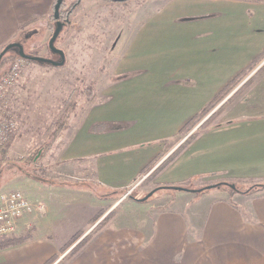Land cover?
Here are the masks:
<instances>
[{
    "label": "crops",
    "instance_id": "1",
    "mask_svg": "<svg viewBox=\"0 0 264 264\" xmlns=\"http://www.w3.org/2000/svg\"><path fill=\"white\" fill-rule=\"evenodd\" d=\"M56 2L0 0V52L26 27L48 22ZM139 11L132 29L122 22L116 32L117 77L94 96L57 161L63 177L79 180L73 188L80 196L72 198L94 206L88 228L60 234L47 207V216L32 220L25 242L0 251V264H46L56 257L53 264H264V192L233 194L224 186L204 194L180 191L167 199L168 208L131 199L62 260L74 234L93 230L90 221L109 194L156 170L194 117L243 71L264 63V1L160 0ZM262 74L226 108L222 124L202 131L156 174L155 184L264 180ZM97 124L121 128L94 131ZM91 186L104 192L99 206Z\"/></svg>",
    "mask_w": 264,
    "mask_h": 264
},
{
    "label": "rangeland",
    "instance_id": "2",
    "mask_svg": "<svg viewBox=\"0 0 264 264\" xmlns=\"http://www.w3.org/2000/svg\"><path fill=\"white\" fill-rule=\"evenodd\" d=\"M154 1L160 0H127L116 3L104 0H80L72 12L70 22L56 42V47L63 49L67 55L66 66L55 68L39 62L25 61L20 79L10 92V107L17 117L18 124L9 142L0 150V190H20L32 199L43 201L48 209L53 210L52 224H59L58 231L62 235L73 230L88 228L87 217L94 207L93 204L82 205L83 198H72L74 195L80 196L77 192L78 188H73V183L79 180L72 174H68L67 177L62 176L63 172L57 161L63 144L72 136L71 132L85 116L94 96L100 94L109 81L117 77L114 67L118 64L121 44L118 42L115 44V35L121 23L129 25L132 29L135 14L143 8H151ZM76 2L77 0H65L67 5ZM51 16L48 22H37L26 27L13 42L22 43L29 55L56 59V56L52 57L48 47L55 29ZM120 16L125 17L124 21L130 20L129 23L120 21L118 19ZM15 55L18 54L12 50L5 59H12ZM18 59L7 61L0 69V77ZM263 65L264 63L248 71L245 78L230 93V97L238 90L239 95L248 91L251 85L247 88L243 85L248 79L253 77L254 80L264 73H258ZM221 104L211 112L216 111ZM225 111L226 109L210 121L206 129L222 124ZM208 117L200 120L188 133L173 139L170 142L173 149L169 147L166 153L171 150L176 151L193 132L200 130V126ZM154 167L151 173L148 171L147 175H143L130 189L109 194L108 198L111 201H104L105 203L100 204L101 207L111 211L113 206L116 211L119 209L125 211L133 199L131 197L142 199L157 187L165 186L154 183L156 176L152 174ZM220 182L245 191L261 181ZM213 183L193 180L184 185L192 189H200ZM133 187L134 189L129 193ZM90 189L96 195L91 201L95 199L94 201L98 203L104 192L94 186ZM180 193L176 190L161 189L143 202L168 208L172 203H167V199ZM74 199L78 202L72 203ZM62 207L64 213L61 212ZM57 208L60 211H57ZM48 213L37 218L34 224ZM31 231L32 229L19 235H27ZM68 252H62L61 255H66ZM65 255L62 257L63 261Z\"/></svg>",
    "mask_w": 264,
    "mask_h": 264
},
{
    "label": "trees",
    "instance_id": "3",
    "mask_svg": "<svg viewBox=\"0 0 264 264\" xmlns=\"http://www.w3.org/2000/svg\"><path fill=\"white\" fill-rule=\"evenodd\" d=\"M111 1V0H108ZM256 1H264V0H256ZM80 3V0H77V2L75 4L72 5H67L65 3V0L60 8V19L64 20L66 19L67 22H70V17L72 15V12L74 10V8ZM53 19L54 24H56V19L54 17V13L51 16ZM5 47V46H4ZM3 47V48H4ZM2 48V49H3ZM2 51V50H1ZM12 51V50H11ZM9 51V52H11ZM8 54V53H7ZM7 54L3 57L1 63H0V69L2 68V66L7 63V61L9 60H15L20 58L18 55H15L14 58L12 59H5V57L7 56ZM259 62V61H258ZM258 62H256V65L253 64L248 70L243 71L240 75H238L228 86H226V88L221 91L213 100L212 102L209 103V105L203 109L196 117H194L180 132V135L182 134H186L188 133L191 128L196 125L200 120L204 119L205 117L209 116L204 122L203 124L200 126V130H197L196 132H193L186 141L183 142V145H181L176 151L172 152L160 165L159 167L152 173L153 175L157 174L160 170H162L164 167H166L172 160L175 159V157L191 142L193 141L202 131L206 130V127L208 125V123L210 121H212L216 116H218L219 114H221L227 107H229V105L232 104V102L238 97V91H236L231 97H230V93L234 90V88L239 85V83L243 80V78H245V75L247 74L248 71L253 70ZM264 72V65L258 70V73ZM253 78V77H252ZM250 78L248 79L245 84L243 85L245 88H247L249 85H252L254 80ZM253 80V81H252ZM248 84V85H247ZM243 88V87H242ZM244 88V89H245ZM229 98V99H228ZM226 100V101H225ZM224 101V102H223ZM222 103V104H221ZM221 106L214 111L213 113L211 112L217 105ZM212 113V114H211ZM211 114V115H210ZM62 127V126H60ZM121 127L119 125H113V126H106L104 124H97L94 126L93 130L94 131H105V130H118ZM208 129V128H207ZM172 146V144L170 143V145L168 144L167 149H170ZM170 147V148H169ZM3 149L2 146H0V150ZM227 187L229 189V191L231 193H241V194H245V195H254V194H258V193H262L264 192V180H262L261 182L255 184L254 186H251L249 189L245 190V191H241L238 190L237 187L232 188L230 184H226V183H220L217 185V187ZM180 187L185 188L187 191H192V192H196L198 194H204L205 192L209 191L210 189H206V187L204 188H200V189H192L189 187H186L185 185H180ZM161 189H170V190H174L172 185H166V186H162V187H157L156 189H154L155 191L161 190ZM133 199H135L136 197H131ZM116 215V209H112L111 211H109V209H101L99 210L94 217L91 219L90 224L91 225H95V227L93 228V230H91L88 234H86L85 231H79L76 234H74L69 241L64 245V247L62 248V252L66 253L67 251H69L64 259L65 261L71 259L79 250H81L89 241L91 235L93 234V232H95L96 230L103 228L104 226H106ZM86 234V235H85ZM28 234L27 235H23V236H11V237H3L0 238V251L10 248V247H14V246H18L20 244H22L23 242H25V240L27 239ZM57 260L56 258H52L50 259L46 264H53L55 261Z\"/></svg>",
    "mask_w": 264,
    "mask_h": 264
},
{
    "label": "built area",
    "instance_id": "4",
    "mask_svg": "<svg viewBox=\"0 0 264 264\" xmlns=\"http://www.w3.org/2000/svg\"><path fill=\"white\" fill-rule=\"evenodd\" d=\"M24 64L25 60L18 59L0 77V146L9 142L17 128L18 120L10 107V92L19 81ZM46 212L47 207L41 200L32 199L20 190H0V238L32 229V220Z\"/></svg>",
    "mask_w": 264,
    "mask_h": 264
},
{
    "label": "water",
    "instance_id": "5",
    "mask_svg": "<svg viewBox=\"0 0 264 264\" xmlns=\"http://www.w3.org/2000/svg\"><path fill=\"white\" fill-rule=\"evenodd\" d=\"M115 2H124L127 0H111ZM64 0H57L55 9H54V17L56 19V24H55V29L54 32L49 40L48 47L49 50L56 56V59H51V58H44L40 57L37 55H29L26 53L24 45L20 42H11L7 44L2 51L0 52V63L3 59V57L11 50H15L16 53L20 58H22L25 61H30V62H39L51 67L55 68H62L65 67L67 64V55L65 51L61 48L56 47V42L58 38L60 37L63 29L65 26L68 24V22H64L60 19V8L63 4ZM217 187V185H210L207 186L206 189H212ZM232 188H235L234 186L231 185ZM174 190L176 191H187L185 188L180 187V186H173ZM193 191V190H192ZM156 191L150 192L147 196L144 198L140 199L141 201H145L148 198H150Z\"/></svg>",
    "mask_w": 264,
    "mask_h": 264
},
{
    "label": "flooded vegetation",
    "instance_id": "6",
    "mask_svg": "<svg viewBox=\"0 0 264 264\" xmlns=\"http://www.w3.org/2000/svg\"><path fill=\"white\" fill-rule=\"evenodd\" d=\"M64 22H67V20L66 19H64L63 20ZM13 51H15V50H13ZM51 53V55H52V57H54L55 55L52 53V52H50Z\"/></svg>",
    "mask_w": 264,
    "mask_h": 264
}]
</instances>
